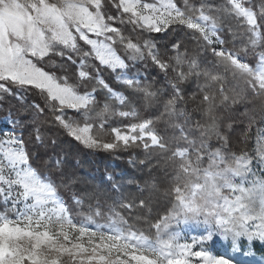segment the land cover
<instances>
[{
  "label": "snow or ice",
  "instance_id": "1",
  "mask_svg": "<svg viewBox=\"0 0 264 264\" xmlns=\"http://www.w3.org/2000/svg\"><path fill=\"white\" fill-rule=\"evenodd\" d=\"M226 17L235 26L225 27ZM118 24L148 33L191 30L202 48L211 46L215 59L211 67L203 66L199 53L189 55L179 43L172 45L174 55L162 57L151 36L135 42ZM229 40L234 48L239 40V49L223 47ZM249 56L254 63L244 58ZM149 59L170 92L123 71L128 61ZM48 66H75V79ZM102 71L116 73L138 106H130ZM189 83L196 85L191 111L183 88ZM97 86L107 92L102 105ZM33 91L42 100L30 106L33 119L51 114L85 147L142 148L167 187L153 180L141 191L159 194L166 206L149 225L154 235L134 227L115 207L105 224L96 223L93 214L76 220L55 180L34 167L22 134L9 131L0 135V264H242L227 248L217 254L213 243L230 240L233 254L241 239L264 244V0L198 5L182 0V6L177 0H0V101L20 100L21 92ZM112 100L130 110L115 108ZM138 107L158 114L140 119ZM117 115L137 122L125 125L126 131L111 128L112 142L94 135ZM157 122L163 131H157ZM241 123V142L256 126L254 155L231 150L235 125ZM35 139L43 143L39 128ZM73 201L83 203L76 196ZM136 206L149 207L143 199L119 201L123 209ZM101 214L97 207L94 215Z\"/></svg>",
  "mask_w": 264,
  "mask_h": 264
},
{
  "label": "trees",
  "instance_id": "2",
  "mask_svg": "<svg viewBox=\"0 0 264 264\" xmlns=\"http://www.w3.org/2000/svg\"><path fill=\"white\" fill-rule=\"evenodd\" d=\"M177 2L182 6V0H177ZM191 2L198 5L201 0H191ZM209 2L219 3L221 0H209ZM110 11L113 15L116 14L115 9H110ZM228 24L235 26L236 21L226 17L225 27ZM117 26L122 28L125 35L130 36L138 43H142L144 39L151 36L162 57L174 55L172 45L179 43L181 50H186L189 55L199 53L198 58L203 66L211 67L215 59L210 50L211 46L208 49L202 48L203 42L198 40L196 38L197 34L191 30L179 29L173 31L172 29H168L164 33L158 34L148 33L147 31L140 32L138 29L132 31V26L127 24H118ZM222 35L224 34L222 33ZM240 43L237 40L234 48L233 43L229 40L223 47L235 51L239 49ZM116 47L119 54L125 56L123 48L120 45H116ZM241 56H243V53H241ZM244 58L250 63L255 62L250 56ZM128 64L129 67L123 71L129 77H137L144 83L151 82L156 88L168 92L171 91L164 74L150 59L135 63L128 61ZM46 70L56 72L58 75L66 70L69 79H75V66H70L66 69L48 66ZM101 75L115 91L129 98L130 106H138L135 94L127 86L116 80V73L102 71ZM183 88L187 108L191 111L196 106V102L192 99L193 93L196 92V85L189 83L183 85ZM21 95L23 99L20 100L14 96H7L4 100L0 101V105H2L0 107V121L5 117L18 121V123L14 124V128L16 132L22 134L25 145L32 155L34 167L38 168L42 174H48L55 180L58 185L59 194L68 204L73 217L76 220H84L85 217H76L78 212L85 213L86 215L93 214L94 217L97 207H99L104 217H107L106 215L109 214V210L115 207L133 225L138 220L143 223V229H150V223L163 214L166 201L159 194L151 195L149 191H141V189L145 187L146 182L153 180L163 189L167 187V179L161 170L146 159L147 154L143 149L131 147L125 150L122 146L115 150L87 148L67 135L54 122L51 114H46L34 120L35 113L30 106L33 103L42 104L41 98L34 91L21 92ZM96 96L102 105L107 92L97 86ZM110 103L117 109L123 111L130 110V106L122 107L115 100L110 101ZM239 110L243 111V108L240 107ZM138 111L140 119L153 117L158 114L155 109L144 111L138 107ZM255 111L258 117L256 126H259L262 115L259 105H257ZM194 115L199 116L198 113H194ZM225 118H227V114H225ZM240 119L246 120L247 118L240 117ZM134 122H137V119L133 117L112 116L105 130L94 129L93 133L103 141L112 142L114 136L111 128L116 127L122 131H126L125 125ZM155 127L157 131H163L162 123L157 122ZM235 127L237 131L231 136L230 146L233 152L239 154V152L245 151L250 147L252 131L249 133L248 144L245 145L244 143L246 142H241V132L245 125L241 123L235 125ZM37 128H39V133L43 140L42 144L38 143L35 139ZM141 161H145V163H141ZM73 196L82 200L83 203L80 205L74 203ZM121 199L126 202L131 201L134 204H138L143 199L149 207L140 208L136 206L131 210L123 209L119 207Z\"/></svg>",
  "mask_w": 264,
  "mask_h": 264
},
{
  "label": "rangeland",
  "instance_id": "3",
  "mask_svg": "<svg viewBox=\"0 0 264 264\" xmlns=\"http://www.w3.org/2000/svg\"><path fill=\"white\" fill-rule=\"evenodd\" d=\"M148 2H154V0H148ZM164 32H161L158 34H162ZM12 122L13 120L10 117H5L3 120L0 121V135L5 134L9 131L16 132V129L14 128L15 126ZM260 122H261V119H260ZM16 133L18 135L20 134L18 132ZM250 138L252 139V141L250 142V147L245 151L249 152V154L254 155V147H255V140H256V127H253ZM244 144L247 145L248 142ZM0 210H2V208H0ZM84 215L86 214L82 212H78L76 214V217L83 218L85 217ZM108 215L109 214L106 215L107 217H104V215L101 214L100 216H94L93 219L95 220L96 223L105 224L108 222ZM142 224H143L142 222H139L137 220L133 226L136 227L137 229L145 231L149 235H154V230L143 229ZM192 234H197V233L194 231ZM239 245H240V250L234 254L231 252V241L230 240L227 243H225L224 241L217 239L213 243L212 247L217 254H224L225 249L227 248L228 255H231L233 256L234 259L241 261L242 264H250V262H254V264H264V244H262L259 241H253L252 243H249L246 239H241L239 241ZM245 251H250L252 255L245 256L243 254Z\"/></svg>",
  "mask_w": 264,
  "mask_h": 264
}]
</instances>
